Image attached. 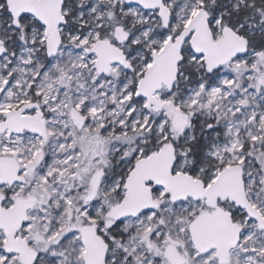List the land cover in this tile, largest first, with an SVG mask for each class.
<instances>
[{
	"label": "snow or ice",
	"instance_id": "6c2138e0",
	"mask_svg": "<svg viewBox=\"0 0 264 264\" xmlns=\"http://www.w3.org/2000/svg\"><path fill=\"white\" fill-rule=\"evenodd\" d=\"M0 264H264V0H0Z\"/></svg>",
	"mask_w": 264,
	"mask_h": 264
}]
</instances>
